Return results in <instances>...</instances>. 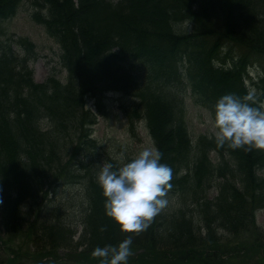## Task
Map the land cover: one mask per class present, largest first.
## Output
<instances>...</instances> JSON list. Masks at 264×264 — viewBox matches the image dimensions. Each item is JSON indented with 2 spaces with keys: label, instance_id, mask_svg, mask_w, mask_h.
Instances as JSON below:
<instances>
[{
  "label": "trees",
  "instance_id": "obj_1",
  "mask_svg": "<svg viewBox=\"0 0 264 264\" xmlns=\"http://www.w3.org/2000/svg\"><path fill=\"white\" fill-rule=\"evenodd\" d=\"M24 1L0 0V23L14 18ZM30 1L41 6L39 10L34 7L33 19L60 47L61 69L37 84L30 69L37 55L35 47L26 39L12 42L16 49L0 42V179L10 172L25 189L20 193L6 190V200L47 206L43 201L46 188H54L61 181L81 182L78 167L84 165L82 157L90 156L95 165L93 184H98L95 172L102 163L111 161L90 138L84 123L77 121L74 106L82 96L101 100L106 91H114L123 96L120 102L130 116L136 110L128 83L132 85L135 75L134 79L141 77L145 82L148 92L147 96L140 95L143 108L136 113L146 112V117L154 113V138L162 152L161 162L190 175L200 173L185 189L184 196L190 194L192 202L185 203L199 211L208 230L206 238L193 231L195 221L186 207L176 225L175 237L180 231L176 238L171 239V233L159 236L156 224L148 232L146 228L138 233L126 232L106 215V197L98 184L92 189L97 197L91 200L87 188V199L81 198L82 205L74 213L58 207L62 213L56 216L57 223L52 227L49 224L39 235L35 233L39 246L66 247L77 252L81 243L84 250L72 258L92 264L94 260L88 252L99 246L95 247L93 241L101 239L105 246H115L130 236L134 247L144 250L146 257L158 258L176 251V261L183 264H220L225 250L214 249L205 255L209 257L198 258L204 249L195 247L196 243L215 244L217 228L241 237L255 225L257 211L264 209V175H258L264 174V148L219 144L217 151H228L229 158L223 155L218 165L212 164L194 145L187 147L191 121L185 98L189 90L195 105L212 116L221 95L232 92L243 97L238 82L244 65L254 63V54L264 57V0ZM162 16L165 23L159 20ZM177 19L190 23L194 34L177 35L172 26ZM215 23H219L217 32L210 31V25ZM236 44L242 52L225 61L223 47ZM159 69L161 80L175 79L168 83L164 96L158 95L163 90L150 80V75ZM63 71L66 76L60 77ZM167 110L170 122L165 131L161 126L165 127L164 119H169ZM61 123L64 126L59 127ZM63 128L71 129L64 132ZM67 139L70 146L62 149ZM227 165L228 175L223 174L216 187L218 195L209 199L214 176ZM196 182L201 183L198 190ZM9 207L10 204L5 214ZM40 214L38 211L37 219ZM5 224L10 225V220ZM80 226L83 230L78 243L70 233H76ZM254 245L251 253L260 261L264 258V243ZM246 248L247 244L240 247Z\"/></svg>",
  "mask_w": 264,
  "mask_h": 264
},
{
  "label": "clouds",
  "instance_id": "obj_2",
  "mask_svg": "<svg viewBox=\"0 0 264 264\" xmlns=\"http://www.w3.org/2000/svg\"><path fill=\"white\" fill-rule=\"evenodd\" d=\"M255 99V90L243 97L229 92L217 99L211 133L218 144L264 148V103L250 102ZM161 157L158 149L145 147L118 167L102 163L97 182L106 197L105 212L122 230L138 232L147 228L169 203L167 192L172 187L173 169L161 162ZM131 242L129 236L118 246H97L93 255L103 258L100 264H126Z\"/></svg>",
  "mask_w": 264,
  "mask_h": 264
},
{
  "label": "rangeland",
  "instance_id": "obj_3",
  "mask_svg": "<svg viewBox=\"0 0 264 264\" xmlns=\"http://www.w3.org/2000/svg\"><path fill=\"white\" fill-rule=\"evenodd\" d=\"M31 11L29 3H25L21 7L18 15L9 21H6L0 24V42H6L9 44V39L12 36L15 38L24 37L23 39L29 38L28 40L32 42V47H36L38 52V60L34 63L33 69L35 71V79L37 82H43L49 76L50 71L53 67L60 69V48L59 46L49 38L46 34L43 27L34 23L31 19ZM162 15V14H161ZM162 23L166 22V18L162 16L159 19ZM181 19H177L179 22ZM157 26H160L156 24ZM219 23H215L210 25V31L217 32V27ZM203 29V28H202ZM36 45V46H35ZM228 48V47H227ZM234 50V49H233ZM228 52V49H227ZM264 66V61H262ZM65 76V72H64ZM141 79L133 80V90H139V86H143V83L140 84ZM249 85H252L253 81H248ZM110 101H114L112 97H110ZM116 106L117 104L114 103ZM191 105V104H190ZM111 107V105H110ZM188 110V115L190 116L191 121L193 122L192 131L194 133L203 132L205 133L208 125L211 123L209 115L204 110L193 107ZM115 110V107H112ZM127 127V123H124V120L117 121L113 120L112 122H107L102 118L98 119V125L95 127V137L98 138H114L116 139L113 148L116 151H124L126 147L131 146L130 155L137 154L140 149L145 147H154L153 142L151 143L150 137L146 136V131L144 128H139L137 133L139 137L136 140H132L126 133L125 129ZM131 130V129H130ZM136 135V134H135ZM258 222L261 226H264V211L258 213ZM94 246L98 244V242L93 241ZM200 244L197 242L196 245ZM229 249L232 250L230 246ZM93 252L91 249L88 253ZM163 260V258H162ZM240 259L234 258L227 261L229 264H234L239 262Z\"/></svg>",
  "mask_w": 264,
  "mask_h": 264
}]
</instances>
